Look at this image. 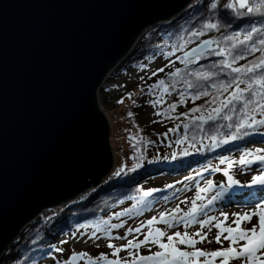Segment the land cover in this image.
Returning <instances> with one entry per match:
<instances>
[{"label":"water","instance_id":"95a60500","mask_svg":"<svg viewBox=\"0 0 264 264\" xmlns=\"http://www.w3.org/2000/svg\"><path fill=\"white\" fill-rule=\"evenodd\" d=\"M194 2L0 0V259L45 210L112 173L101 89L149 29Z\"/></svg>","mask_w":264,"mask_h":264},{"label":"trees","instance_id":"16d2710c","mask_svg":"<svg viewBox=\"0 0 264 264\" xmlns=\"http://www.w3.org/2000/svg\"><path fill=\"white\" fill-rule=\"evenodd\" d=\"M212 2L219 5L216 10L211 9L209 0H195L178 18L158 24L147 31L136 44L132 54L113 71L101 89V93L109 90L108 81L118 74L119 70H126L130 65L142 66V58L153 57L157 53H164L171 57L174 52H178L179 60L183 65L166 70L164 85H160L158 82L154 84L155 88L163 90V94L165 92L182 94L179 100L173 102L176 107L169 108L164 112V120L168 121L166 122L169 132L167 139L172 144L170 151H156L151 137L147 134L146 127L140 124L134 115H128L130 107L123 110V116H116L117 112H113L114 109H117L116 106L111 107L116 118L113 123L115 132L113 142L117 154L112 173L104 179L99 187L63 205V210L58 208L45 210L23 230L19 238L0 259V264H39V260L55 248L56 238L54 236L58 232H69L77 227L80 228L81 225L96 234L106 233L105 230L107 233H112L117 228H111V224H120L129 217L143 214L157 201L173 193L176 185L179 184V182H162L158 176L183 173L186 169L192 170L193 168L200 170L199 175L220 172L223 171L224 166L228 167L230 161L232 164L239 163L235 155L247 144L253 141H264V125H257L254 129H248L250 133L248 136L230 141L228 144H222L220 147H213L217 141L224 139L234 131L224 125L234 124L239 117V114L229 112L228 114L234 115L232 121H226L222 116L215 121L206 119L212 109L219 106V101L228 96V92H224L220 87V82L227 83L231 79L227 75V72L231 70L217 72L220 67L218 62L221 59H226L231 63L232 58L228 55L205 54L198 60L193 59L192 63H188L185 53L208 38L213 39L216 46L230 49L233 43L238 44L239 40H243L246 30L251 27L253 22L257 27H260L264 17L249 15L236 19L223 9V5L228 0H212ZM209 21H219L224 25L230 24L231 27L206 30L202 26ZM200 31L203 32V35H193L194 32ZM236 32L240 33L238 38L231 41L223 39L225 35H232ZM253 35L255 37V34ZM258 48L261 50L244 55L232 66L240 67L248 65L250 62H256L261 55H264V46L258 45ZM214 64L216 67H213ZM143 68L146 71L148 69L147 67ZM176 69L181 71L175 76L170 75L175 73ZM209 73L213 75L205 79L204 77ZM188 83L199 87L189 88ZM244 86L241 85V87ZM137 89L140 88H132L129 93L136 94L138 93ZM142 89H140V95L145 93L142 92ZM231 90L229 89V91ZM205 91L208 95L197 96L198 92ZM214 97L216 101L212 102ZM196 108L199 110L191 111ZM183 113H187V115H182ZM252 115H256L257 119L260 118L258 113H252ZM195 117H204V119L196 120ZM185 123L189 125L188 128H184ZM178 125L179 127H177ZM170 129H175V131H170ZM133 136L136 137L135 140L130 138ZM173 148L184 149L189 155L179 156L176 149ZM173 154H176V159H171ZM164 157L169 159H164ZM224 158L227 159L221 163ZM137 163L141 164V167L136 168L135 171H129ZM121 167H123L121 175L114 176V173ZM228 188L234 190L242 187L229 185ZM145 192L150 194L145 196ZM117 213L120 215H116Z\"/></svg>","mask_w":264,"mask_h":264},{"label":"snow or ice","instance_id":"6c2138e0","mask_svg":"<svg viewBox=\"0 0 264 264\" xmlns=\"http://www.w3.org/2000/svg\"><path fill=\"white\" fill-rule=\"evenodd\" d=\"M210 7L212 10H216L219 5L212 0H209ZM223 9L236 19H241L246 16L259 15L264 17V0H228L226 4L223 5ZM206 30L216 29L219 30L221 27H231V25H224L223 23L217 21H209L202 26ZM255 34V37L254 35ZM194 36L203 35V32H194ZM239 32L232 35H225L224 40L231 41L234 38H238ZM214 43L213 40L202 41L203 47L198 45L196 48L191 50V56H195L198 60L204 53L205 48H210ZM258 45L264 46V20L261 21L260 27H257L253 22L251 27L246 30L243 40H239L238 44L233 43L230 49H224L217 46L215 49H211L207 54L216 56H231L232 62L230 63L226 59H221L219 63V68L217 72H227V75L231 77L227 83L220 82V87L223 88L224 92H228V96L219 101V106L212 109L206 117L208 121H215L222 116L226 121H232L234 115L228 114L229 112L233 114H239L236 122L228 123L224 127L229 129H234L230 132L224 139L217 141L213 147H220L222 144H228L230 141H236L248 136L250 133L248 129H254L257 125H264V55H261L256 62H250L248 65H241L240 67H233V63L237 60L242 59L244 55L250 54L252 52L260 51ZM186 57H189V53H185ZM192 59H188V63H192ZM213 67H216L214 64ZM164 69H158L157 71L162 72ZM181 70L176 69L175 73L170 75L175 76ZM235 74V75H233ZM155 75V73H153ZM199 75V74H198ZM213 75L209 73L208 76L204 78L207 79L209 76ZM243 76V78H241ZM160 85H164L165 81L160 80L158 82ZM241 85H245L241 87ZM189 88H197L198 85L188 83ZM216 86V85H213ZM155 85L149 86V92ZM229 89H232L229 91ZM208 95L205 91L203 93H197L199 95ZM182 95V94H181ZM131 94H129V97ZM216 98H213L212 102H215ZM158 101H148L149 104L155 106ZM118 103H123V99L118 101ZM135 103V101H134ZM183 103V100H181ZM175 104L169 105V108L174 109ZM199 109H191L195 112ZM225 110H228L227 112ZM252 113H258L260 118L257 119L256 115ZM160 113H157L159 115ZM129 116H133L132 112L128 113ZM182 115H187L183 113ZM196 120H203L204 117H195ZM184 128H188V124L183 125ZM179 127V125L177 126ZM170 131H175V129H170ZM166 135V133H165ZM135 140L136 137H130ZM215 140V137H213ZM199 151V149H197ZM257 153H264V148L255 150ZM181 156L189 155L188 152H181ZM248 156H252V159H248L246 155H241L239 159V164L250 165L254 162H260L264 164V155L256 154L253 155L252 151H248ZM176 154H173L171 159H176ZM158 159V158H156ZM164 159H169L164 157ZM227 158L221 160V163ZM153 162V161H149ZM232 162L228 163V168L232 167ZM141 167V164H135L129 171H135L136 168ZM224 174L227 176V183L229 185H239L241 182L235 179L229 174L228 169H224ZM123 172V167L114 173V176H119ZM190 177H185L189 179ZM250 186L258 185L264 186V168H261L258 174L253 175ZM171 187V185H168ZM214 187V182L212 180L207 181V187L201 188L199 192L196 193V199L191 201V207L188 212L185 213L183 217H177L172 215L171 212L159 213V220L157 216H152L151 219L147 221V225L151 226L153 223H160L165 225L164 228L156 227L147 229L146 233H143V239L134 237L133 239H128L126 243L117 246L112 243V238L109 236V242L107 247L113 249L109 253H100L99 256L92 257L87 252H73L69 257L68 261L64 264H69V261H74L76 258L83 259L87 257L89 264H100L101 261H105V264H216L217 259L219 264H264V204L257 203L255 208L250 212H237V213H226L221 212L220 215L224 218L223 220H217L216 217L207 216L204 212V206L198 205L196 200L201 199L200 192L207 191L208 189ZM223 189L221 192L216 193L211 199L208 200V204L211 205L214 201L221 198L223 194ZM150 193L145 192L144 195L148 196ZM172 211H180L179 208ZM197 213L203 214L206 218L197 219ZM116 215H120L117 213ZM235 217L231 223H227L229 216ZM253 217L256 218L255 223H253ZM213 221H216L213 223ZM195 222L199 227L194 232H189L187 230L179 231L174 230L170 234L167 232L168 229H175L177 224H182L185 229L191 226ZM243 224H250L251 227H242ZM235 224L236 227H232ZM211 225V227H208ZM83 227V225H81ZM113 229L122 228L123 222L120 224H111ZM212 228L218 229L215 234L209 237V233L212 232ZM206 229V231H204ZM106 234H107V230ZM128 233L141 232V227L128 228ZM224 233H227L225 235ZM92 236L96 238V233L93 232ZM198 238V239H197ZM115 239L124 240V236L115 237ZM224 241H228V246L224 247ZM67 241H62L66 243ZM216 243L221 245V247L207 251L202 248L196 247L198 243ZM99 245H97L98 247ZM148 249L149 254L142 255L138 251H133L140 249L141 247ZM155 247V251H152V247ZM57 251H63V249H57ZM124 251L127 252V257L120 256L119 254ZM111 256L112 258H109ZM131 257V259H128ZM204 258L201 260V258Z\"/></svg>","mask_w":264,"mask_h":264},{"label":"rangeland","instance_id":"374dc122","mask_svg":"<svg viewBox=\"0 0 264 264\" xmlns=\"http://www.w3.org/2000/svg\"><path fill=\"white\" fill-rule=\"evenodd\" d=\"M141 62L142 66L130 65L126 70H119L118 74L109 79V90L100 93V105L108 114L112 125V146L114 148L113 138L115 132L113 123L116 120L113 112H117L116 116H123V110H127V108L130 107L129 111L133 113L140 124L146 127L147 134L151 137L153 147L156 149V151H170L172 144H170V141L167 139V134L169 132L166 122L168 121L164 120V112L169 109V105L179 100L182 95L177 93L169 94V92H165L163 94V90L161 88L155 87H153L151 92H149V86L154 85L160 80H164L165 72L167 69L173 67L178 68L179 66L183 65V63L179 60L178 52H174L171 57H168L164 53H157L154 54L153 57L142 58ZM143 67H147V71ZM161 68L164 69L162 72L157 71ZM153 73H155V75H153ZM136 87L140 89L143 88L142 92L145 93L143 95H140V89H137L138 93L136 94L140 93L137 96L135 93H129L132 88ZM126 93L128 94L125 96ZM129 94H131L130 97ZM121 99H123V103H118V101H120ZM148 101L158 102L155 104V106H153L149 104ZM117 103L119 104V106H117ZM114 106H116L117 109H114L112 112L111 107L113 108ZM157 113L160 114L157 115ZM262 148H264L263 141H255L253 143H249L248 146L238 152V160L240 159L241 155H244L245 153L246 156H248L247 154L249 150H251L254 155H264V153H257L255 151ZM176 151L180 156V153L185 152L186 150L176 149ZM247 158L252 159V156H249ZM232 165L233 166L230 169L228 168L229 174L239 180L241 182L240 184L242 185H249L252 176L258 174L261 168H264V164H261L260 162L252 163L250 165H244V167H242V165L239 163H234ZM226 166H222L223 170L227 169ZM199 174L200 170L198 168H193L192 170L186 169V171L183 173H170L168 175L158 176V178L162 182H179V184L176 185L173 193H171L168 197L157 201L153 206L150 207V209L145 210L143 214L136 215L135 217H129L128 219L124 220L123 227L117 228L112 233L96 234V238H94L92 236L93 232H91V229H85L83 227H77L69 232H58L57 235L54 236L56 238L55 248L53 249V251H51V253L47 252L45 256L39 260V264H64L65 261L69 260V257L73 252H87L92 257L99 256L100 253L110 254L113 249H109L107 247L109 236L112 238V243L116 244L117 246L126 243L128 239H133L134 237L143 239L142 234L146 233L149 227L153 229L156 227H165V225L155 222L153 223V225L148 226L147 221L151 219L152 216H157V219L159 220V213L171 212L172 215L183 217L191 207V201L193 199H196V193L199 192L201 188L207 187L208 180H212L214 182L216 179L221 178L222 183L219 186H214L208 189L207 191L200 192L201 199L196 200V203L198 205L204 206V212L207 214V216H213L216 217L217 220H223L224 218L220 215L221 212H226L229 214L237 212H250L255 208V205L257 203L264 204V188L250 189L248 187H245L244 189L237 188L233 191H229L225 187L229 184L227 183V176L223 172H209L203 175ZM185 177L190 178L185 179ZM222 189L225 193H223L221 198L209 205L208 200L216 195V193L221 192ZM88 192H86L85 194H87ZM62 207L63 206H61L60 208L56 207V209L58 208L59 210H63L64 208ZM177 208H179L180 211H172ZM203 218L206 217L201 213H197V219ZM233 219H235V217L230 215L227 223L230 224ZM255 221L256 218L253 217V223H255ZM215 222L216 221H213V223ZM241 226L251 227L250 224L243 223ZM136 227H141L140 233L127 232L128 228ZM198 227L199 226L196 225L195 222H193V224L186 229L182 224H177V227L175 229H168L167 232L169 234L174 230H187L189 232H194ZM208 227H211V225H208ZM232 227H236V225L233 224ZM204 231H206V229ZM216 231H218V229L212 228V232L209 233V237L213 236ZM224 234L227 235V233ZM118 236H124L125 239H115V237ZM62 241L67 242L62 243ZM97 245L99 246L97 247ZM223 246L227 247L228 241H224ZM196 247L202 248L207 251H212L221 247V245L214 242L211 244L198 243ZM57 249H63V251H57ZM155 250L156 249L153 246L152 251ZM133 251H138L142 255L149 254L148 249L144 248L143 246L140 249H134ZM119 255L127 257V252L122 251ZM109 258L112 257L109 256ZM128 259H131V257H128ZM203 259L204 258L202 257L201 260ZM69 264H89V262L87 257H85L83 259L76 258L74 261H69ZM100 264H105V261H101ZM216 264H219L218 259L216 261ZM233 264H236V262H233Z\"/></svg>","mask_w":264,"mask_h":264},{"label":"bare ground","instance_id":"6f19581e","mask_svg":"<svg viewBox=\"0 0 264 264\" xmlns=\"http://www.w3.org/2000/svg\"><path fill=\"white\" fill-rule=\"evenodd\" d=\"M114 150H115V148H114ZM116 151V150H115Z\"/></svg>","mask_w":264,"mask_h":264}]
</instances>
